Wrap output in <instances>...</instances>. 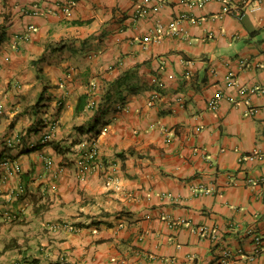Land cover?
Segmentation results:
<instances>
[{
    "label": "crops",
    "instance_id": "1",
    "mask_svg": "<svg viewBox=\"0 0 264 264\" xmlns=\"http://www.w3.org/2000/svg\"><path fill=\"white\" fill-rule=\"evenodd\" d=\"M254 5L0 0V264H264Z\"/></svg>",
    "mask_w": 264,
    "mask_h": 264
},
{
    "label": "built area",
    "instance_id": "2",
    "mask_svg": "<svg viewBox=\"0 0 264 264\" xmlns=\"http://www.w3.org/2000/svg\"><path fill=\"white\" fill-rule=\"evenodd\" d=\"M66 2H67L68 5H74L75 0H66ZM254 2H255L254 9H260L263 0H254ZM42 13H44V12H43V10H42L41 8H39V7H35V8L32 9V14H33V15H39V14H42ZM141 13L143 14L144 11L142 10ZM241 13H242V12L239 11V12H237L236 14H237V15H241ZM88 106H89V108H91V109H95V108L97 107V101L94 100V99L91 100V101L88 103ZM210 106H211L213 109H216L217 106H218V101H217V99H213V100H211V101H210ZM52 128H53V129H52V132H53V130L56 128V124H54ZM52 132L46 133V134L43 136L42 139H43L45 142L49 141V140L51 139V137H52V134H53ZM21 139H22V136L18 134L17 136H15V137H13V138H11V139L8 138L6 142H7V144H8L9 146L20 145V143H21ZM96 153H97V150L95 149V146H94V148H93L91 154H89V155H90L91 157H93ZM89 155L86 154V156H89ZM47 162H48L49 165H51V163H52V161H51L50 159H48ZM3 164L7 167V170H8V172H9V174L13 175V174H20V173H21L20 166H19L17 163H13V162H11V161H9V160H5V161H3ZM83 164L85 165V167L88 166V163H87V162H86V163H83ZM7 218H8V219H13V215H12V214H8V215H7Z\"/></svg>",
    "mask_w": 264,
    "mask_h": 264
},
{
    "label": "trees",
    "instance_id": "3",
    "mask_svg": "<svg viewBox=\"0 0 264 264\" xmlns=\"http://www.w3.org/2000/svg\"><path fill=\"white\" fill-rule=\"evenodd\" d=\"M112 96H114V95L109 89V91H107L106 94L102 97L101 102H107V101L111 100Z\"/></svg>",
    "mask_w": 264,
    "mask_h": 264
}]
</instances>
